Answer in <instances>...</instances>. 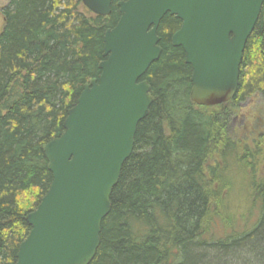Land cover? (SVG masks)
I'll list each match as a JSON object with an SVG mask.
<instances>
[{
  "label": "trees",
  "instance_id": "16d2710c",
  "mask_svg": "<svg viewBox=\"0 0 264 264\" xmlns=\"http://www.w3.org/2000/svg\"><path fill=\"white\" fill-rule=\"evenodd\" d=\"M119 1L108 16L83 0H11L3 8L0 264L17 262L31 231L27 215L51 187L44 147L64 133L84 85L100 77ZM181 24L170 14L160 23L162 55L143 78L154 100L112 192L91 264H264V128L251 140L253 150L238 149L230 131L243 101H264V4L243 52L238 92L221 105L191 100L192 67L171 42ZM233 156L244 166H228ZM240 179L258 215L239 231L232 199Z\"/></svg>",
  "mask_w": 264,
  "mask_h": 264
},
{
  "label": "water",
  "instance_id": "95a60500",
  "mask_svg": "<svg viewBox=\"0 0 264 264\" xmlns=\"http://www.w3.org/2000/svg\"><path fill=\"white\" fill-rule=\"evenodd\" d=\"M113 0H83L108 16ZM264 0H121L119 21L105 33L101 75L84 85L64 122V133L44 147L53 175L49 191L27 215L31 226L15 264H91L102 223L139 124L153 103L144 78L162 55L158 29L167 15L182 24L171 38L192 67L191 100L216 106L238 92L247 41Z\"/></svg>",
  "mask_w": 264,
  "mask_h": 264
},
{
  "label": "rangeland",
  "instance_id": "374dc122",
  "mask_svg": "<svg viewBox=\"0 0 264 264\" xmlns=\"http://www.w3.org/2000/svg\"><path fill=\"white\" fill-rule=\"evenodd\" d=\"M10 1L11 0H0V33L4 27L3 8L6 7ZM236 113V116L233 117L230 124V131L233 134L232 138L239 143L240 148L238 149H241L243 146H248L251 150H253V147H251V140L253 138L259 137L262 129L264 128V101L261 98L255 96L248 98L240 104V107ZM228 166L244 165L237 161L236 156H233ZM237 183L239 188H237L234 192L232 207L238 219L236 223V229H239L240 231L241 228L245 227V220L247 218L250 219L247 222L248 225H250L256 219L258 213L257 209L254 207V205H252L251 200H247L245 198L244 187L243 189L241 188V186L244 185L242 180H237ZM249 209L253 211L252 215L248 211ZM244 214H246L247 217H245ZM214 231L215 234L219 235L218 233L221 232V229L217 227L214 229ZM230 259L231 257L226 258V260L231 262L232 259ZM235 264H239V262L235 260Z\"/></svg>",
  "mask_w": 264,
  "mask_h": 264
},
{
  "label": "bare ground",
  "instance_id": "6f19581e",
  "mask_svg": "<svg viewBox=\"0 0 264 264\" xmlns=\"http://www.w3.org/2000/svg\"><path fill=\"white\" fill-rule=\"evenodd\" d=\"M241 221V220H240ZM239 223V222H238ZM240 224V223H239ZM242 230V229H241Z\"/></svg>",
  "mask_w": 264,
  "mask_h": 264
}]
</instances>
